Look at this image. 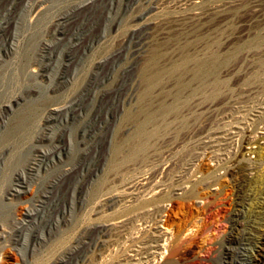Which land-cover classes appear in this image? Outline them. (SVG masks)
Wrapping results in <instances>:
<instances>
[{"label":"rangeland","instance_id":"obj_1","mask_svg":"<svg viewBox=\"0 0 264 264\" xmlns=\"http://www.w3.org/2000/svg\"><path fill=\"white\" fill-rule=\"evenodd\" d=\"M85 1L0 0V232L1 228L9 231L0 241V257L10 256L12 264H55L64 249L70 251L66 264H127L123 259L134 257L142 229L153 227L129 223L143 199L134 201L138 195H127L124 185L134 178L144 181L149 175L146 161L163 157L159 168L174 167L165 177L172 197L156 193L157 202L171 204L158 224L169 230L182 250H193L188 255L190 264H213L222 256L232 231L244 228L247 221L264 222V161L253 175L226 172L225 163L235 149L232 141L237 138L230 131L237 125L235 120L233 127H226L221 145L203 148L207 131L198 133L195 126L204 127L207 115L197 116L192 109L190 84L194 14L206 4L254 0H94L73 11V18L63 25L67 34L80 29L81 43L63 44L54 30L57 19ZM144 10L151 13L140 27L135 17ZM232 31L231 21L220 26L217 44H223ZM257 33L264 35V25L249 36L225 42L222 51L232 53ZM130 47H138L140 53L118 60L113 56ZM98 61H103V67L94 74L92 65ZM250 64L247 77L232 78L229 88L236 93L229 105L241 108L244 122L260 117L257 130L261 131L264 62L255 59ZM110 77L115 83L102 87ZM96 86L102 94L93 102L91 92ZM81 91L79 103L89 109L88 115L76 113L67 120L50 115L51 108L70 104ZM161 109L166 110L163 117ZM147 112L153 114V122L146 120ZM219 119L220 115L214 118V128ZM247 154L254 161L264 157L254 151ZM70 167L75 172L50 188ZM18 174L27 182L20 187L26 192L11 197L8 191ZM198 180H203L196 185L202 198L178 195V185L190 186ZM45 194L57 201L48 222L51 235L48 229H38L37 237L45 236L44 241L26 230L14 231L22 226L23 212L41 210ZM114 195L126 198L113 206L108 200ZM98 225L107 231L99 234Z\"/></svg>","mask_w":264,"mask_h":264},{"label":"bare ground","instance_id":"obj_2","mask_svg":"<svg viewBox=\"0 0 264 264\" xmlns=\"http://www.w3.org/2000/svg\"><path fill=\"white\" fill-rule=\"evenodd\" d=\"M92 1L94 0H86L85 2L77 5L74 9H71L69 14H66L62 18L57 19V23L55 24L54 30L60 33L59 40L63 44L77 46L81 43L80 40L81 37L83 36V32L77 28L74 32L72 31L73 33H71L70 31V34H67L63 29V25L65 24V22L73 18L75 14L74 13L72 15L73 11L77 9L79 10L84 7H88L89 3H91ZM196 2L197 0L195 1V3ZM110 9L112 10L113 8L111 7ZM198 9H203V11H199L194 14V21L196 23L195 44H194L193 57L190 63L191 66L190 84L193 86L191 90L192 91L191 96L194 99V105L192 106V109L194 108V112L197 116L198 115L200 116L201 114L205 113L207 115V118L204 127L199 126L198 128H196L195 126V130L198 133H202L203 130L207 131V133L204 132L206 135L204 134L205 136L203 137V141H202V143L204 144V145L202 144L203 148L210 146L211 148H215V146L217 147L218 145H221L222 142L221 139L222 137H224L223 134L228 130L226 127L228 126L233 127L231 125L235 120L237 125L235 126L234 130H230V131H233L231 132L234 135L233 137L236 136L237 138L235 141L234 140L232 141L235 145V149L232 152V155L229 157V159H227L228 161L225 163L228 164L226 172L231 175L234 173H239L240 171H242L243 173L248 172L249 175L256 174L258 168L257 166L260 163H263L262 161H264V157L260 158L258 161L251 160V158L248 157L247 151H254L257 153L264 154V125L261 128L259 127L261 131L257 130V127L260 124V122H258L260 117H253L252 119L246 120L244 122L246 117L244 114L242 115V110H240L241 108L240 107L235 108L229 105L231 102L229 100H231L230 98L233 97L232 94H234L236 90L234 88H229V86H231L233 77L235 78V76L237 75L240 76L236 81L241 79V76L247 77L246 75L248 74V70L251 68V64H250L251 61H255V59H259L260 62H264V35L260 33L255 34L254 37H252L251 39L244 41L242 44H238L234 49V51L230 54H226L222 51V45L225 44V42L229 43L233 38H240L243 35L249 36L251 30H253L254 28H259L264 25V0H254L247 4L245 3H230L229 5L206 4L205 6H201ZM147 13H151V12L149 11L147 12V10L145 12L144 10V13H142L140 17L136 18L135 16H133V18L135 17L137 22H140L139 24L140 27L144 26V22L142 20L145 19ZM149 17L151 16L149 15ZM226 20L227 22H225ZM228 21H231L234 31L227 34V39L223 44L218 45L216 42V38L219 35L217 36L216 30H218L220 26H223L224 23L228 25ZM203 34L205 35V38L200 37ZM133 35L134 33L131 34V37H133ZM85 51H86V46L83 48L84 53ZM139 53H140V49L138 47L134 49L130 47L126 49L125 48L120 49L113 56H115V58H117L118 60L121 59V57L124 55L135 57ZM92 67L94 74H96L98 70L102 69L103 61H98L94 63ZM229 75H233V76L229 77ZM158 76L159 74H154L152 77H158ZM89 83L92 82L89 81ZM114 83L115 82L113 77H110L107 78L105 82L103 81L101 86L103 87ZM100 88H101L100 86L93 87L92 89L93 92H91L92 93L91 101L95 102L98 100L99 96L102 94L101 92L102 90ZM222 89H225L226 91L224 90L222 91ZM82 95H83V91H81L78 95L73 97V101L70 102V104L51 108L49 111L50 115L59 118L63 117V119L66 120L69 118L70 115L77 116L75 115L76 113H78V116L80 117L88 115L89 109H87L86 107H85L86 109H83L79 103V99L80 102L82 100L80 98ZM165 111H166L165 109H161V111L159 112L162 115V117ZM1 114H2V109H0V115ZM219 115L221 116V119L219 120H221L222 123L219 124V120H218V122L215 123L217 124V127L214 128L213 120L215 117H218ZM153 119H154L153 114L147 112L146 120L148 122H153L152 121ZM143 131L144 129L142 130V132ZM149 136L150 135L148 134V138ZM230 145L231 142L229 146ZM214 150H215L214 153L216 151H219V149H214ZM115 156L117 157V153ZM117 159L118 157L116 158V160ZM163 160H164L163 157H161L160 160L157 161L154 160L153 162L147 160L146 161L147 164H145L144 167L145 168L149 167L148 168L149 175L143 179L144 181H138V179L136 180V178H134L129 182L125 183L124 185L125 186L124 191L126 192L127 195L129 196L133 194L135 196L138 195V197L134 199V201L138 200L139 198L143 199V200H139L138 201L139 203L137 204L138 205L137 209L139 210V212L134 213V215L131 218H128L130 219L129 223L142 222L141 224L138 225L149 224L150 226L148 227H153L152 229L149 228L148 230L142 229L143 232L140 234L141 236L137 237V239L141 237V239H139L140 245L138 246V250H135L136 253L134 257H132V258L136 257V259H132V258L123 259L127 264H190L188 255L192 254L193 250L190 251L182 250L180 244H178L175 241L174 236L170 232H168L169 230H166L167 228L164 229L163 225L158 224V222H160L159 219L160 214L162 212L168 211L169 206L171 204L165 205L160 201L157 202L155 199L156 193L161 192L160 195L161 198L167 197L171 199L172 197V195L170 196L169 193V187L171 185L165 184L166 182L165 177H167L169 170L174 169V167H172L171 165V166H167V168L164 169L159 168V163L162 162ZM121 163L123 162H120V164ZM3 164L5 163L3 162ZM74 172H75L74 167H70L62 171L58 175V177L53 181L54 185L53 183L50 185V188H54V186L58 184L59 180L62 181L64 178L72 175ZM18 176L19 177L16 178L17 183L13 184L9 188L8 195L11 197H15L17 196V194L26 192V191L23 192L21 190L23 188L20 187H22L23 185L26 186L25 184H27V182L24 181L25 179L23 180V178L20 177L19 174ZM202 181L203 180L201 181L198 180L197 182L193 183L190 186L178 185L176 189L179 190L178 195L179 196L186 195L188 197L198 198V199L202 198L200 197V193L196 188V185ZM156 189L159 190L156 191ZM115 195L114 197H112V199L108 200L109 202L110 201L112 202L113 206L124 201V199L126 198V197L122 198V196L120 195L118 196ZM146 196L147 198H144ZM44 197H45V202L41 201L44 204L42 206L39 205V207H42L41 210L36 209V212L35 210L34 211L28 210L26 213L23 212L24 217L21 219L20 222L21 224H19L22 226L21 227L17 226L14 231L19 232L22 230H26L28 234L34 236L35 238L40 237V239L44 241H45L44 238L45 236L37 237L38 229H41L42 231L44 229H48V233L49 235H51L50 233L52 230V225H50L51 223L48 222H50V218L52 217L51 215L55 213L53 210L55 208L57 201L55 200L54 196L49 197V195L45 194ZM8 199L10 200V198ZM128 200H131V198H129ZM169 202H171V200H169ZM106 204L107 202H104L103 206H105ZM99 226L100 225L95 227V229L98 230L99 234L107 231L106 229L101 228V226L100 227ZM1 230L2 231L0 232V241L7 237L6 235L7 232L9 234V231H5V228H1ZM109 230L111 231L112 227ZM139 231L140 230L136 228V233H139ZM23 232H20V234ZM80 243H81L80 240H78L77 245H79ZM95 244L98 245L99 241L98 243ZM69 252L70 251L67 252L66 250L62 249L61 253L59 254V258L57 257L56 258L57 260H55L56 261L55 264H66L65 263L67 258L66 254H68ZM118 263H120V261H117L115 264ZM0 264H12L11 257L8 256L6 260H3V258L0 257ZM213 264H264V222L262 223L255 222V224H250V222L247 221V224L244 225V228L241 229L236 228L234 232L232 231V233L228 237L227 244L225 245V250L222 256L216 259L213 262Z\"/></svg>","mask_w":264,"mask_h":264}]
</instances>
